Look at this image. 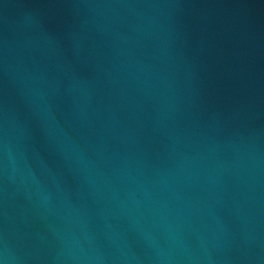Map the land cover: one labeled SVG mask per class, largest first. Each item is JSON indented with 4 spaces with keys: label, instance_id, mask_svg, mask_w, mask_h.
Segmentation results:
<instances>
[{
    "label": "water",
    "instance_id": "water-1",
    "mask_svg": "<svg viewBox=\"0 0 264 264\" xmlns=\"http://www.w3.org/2000/svg\"><path fill=\"white\" fill-rule=\"evenodd\" d=\"M0 264H264V0H0Z\"/></svg>",
    "mask_w": 264,
    "mask_h": 264
}]
</instances>
